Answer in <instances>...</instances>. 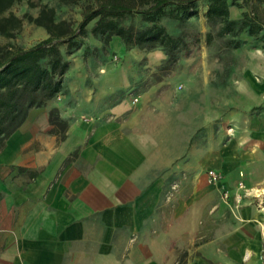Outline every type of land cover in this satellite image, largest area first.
Returning <instances> with one entry per match:
<instances>
[{
    "label": "crops",
    "instance_id": "obj_1",
    "mask_svg": "<svg viewBox=\"0 0 264 264\" xmlns=\"http://www.w3.org/2000/svg\"><path fill=\"white\" fill-rule=\"evenodd\" d=\"M70 62L57 97L2 139L0 264H262L264 205L245 192L264 202V79L213 104L189 71L183 89L134 91L108 70L65 86Z\"/></svg>",
    "mask_w": 264,
    "mask_h": 264
},
{
    "label": "rangeland",
    "instance_id": "obj_2",
    "mask_svg": "<svg viewBox=\"0 0 264 264\" xmlns=\"http://www.w3.org/2000/svg\"><path fill=\"white\" fill-rule=\"evenodd\" d=\"M227 1L237 7L232 16L230 15V19L238 21L234 30L227 34H219L222 24L218 20L206 17L207 7L204 1L198 6V14L188 20L162 17L159 23L168 33L181 39L178 49L168 59L164 48L158 45L152 47L145 44L127 49L122 43L121 46L119 45L117 39H114L116 37H112L109 43H106L104 38L94 37L90 33V29L95 24L93 20L87 26L84 44L88 47L85 50L82 47L67 54L71 51V43H63L59 46L64 57L72 61L73 65L65 86L76 85L78 72L108 70L114 73L116 83H123L134 91L149 87H156L159 90L174 87L183 89L184 83L179 82V79L181 80V76L187 77L184 74L189 71L191 84L199 92H202L206 84L208 91L211 92L213 104L223 101L239 102L235 96V86L239 81L245 83L249 72L260 80L264 79V0ZM88 4L87 0H79L76 3L71 0H22L14 3L6 14H13L20 19L21 24L13 37L0 35V47L13 45L26 49L47 38L48 33L40 23L50 10L53 11L51 16L54 22L59 24L64 32L76 33ZM237 12H242V16L254 15L261 21V31L253 35L249 34L248 28L241 27L242 18L236 19ZM41 15L42 18H39ZM133 24L138 27L144 25L138 18ZM81 37L79 35L77 40ZM91 57L104 60V68L95 69L89 62ZM131 100L135 102L137 98ZM234 108V105H229L228 110H213V126L225 122L226 115ZM259 109L260 107H255L250 113H256ZM50 113L56 129L62 131L64 125L58 113L54 111ZM1 143L2 139L0 145ZM184 257L185 255L180 256L181 264ZM261 262L264 264L262 260Z\"/></svg>",
    "mask_w": 264,
    "mask_h": 264
},
{
    "label": "trees",
    "instance_id": "obj_3",
    "mask_svg": "<svg viewBox=\"0 0 264 264\" xmlns=\"http://www.w3.org/2000/svg\"><path fill=\"white\" fill-rule=\"evenodd\" d=\"M20 1L0 0L1 36L13 37L20 26L19 18L6 14L14 3ZM71 1L76 3L79 0ZM87 1L89 4L85 7L76 33L64 32L54 22L51 16L53 11L50 10L40 23L48 33L47 38L26 49L13 45L0 47V140L20 125L29 109L45 105L61 90L62 77L70 61L64 57L59 46L71 43L72 52L67 54L82 47L85 50L88 47L84 44L87 26L93 20L95 24L90 33L94 37L104 38L106 43L112 37H117L127 49L145 44L152 47L158 45L164 48L167 59L174 55L181 39L168 33L159 23L162 17L188 20L198 14V6L204 1L206 17L222 24L219 34L232 32L238 23L230 19L229 5L232 2L228 3L227 0ZM136 18L144 25L135 26L133 21ZM241 27L248 28V33L253 35L261 31L262 24L254 15L243 14ZM79 35L82 37L77 40Z\"/></svg>",
    "mask_w": 264,
    "mask_h": 264
},
{
    "label": "built area",
    "instance_id": "obj_4",
    "mask_svg": "<svg viewBox=\"0 0 264 264\" xmlns=\"http://www.w3.org/2000/svg\"><path fill=\"white\" fill-rule=\"evenodd\" d=\"M208 174H209V176L211 177V178H217V175L212 171V170H210V171H208ZM240 187H242V185L240 184ZM245 194L246 195H253V196H255L257 199H258V203L259 204H263V201H262V198L260 197V195L256 192V191H254V190H249V191H246L245 192ZM223 198L225 199V200H227L228 198H229V195L226 193V192H224V194H223ZM240 198V197H239ZM237 199V202L240 200V199ZM262 232H263V234H264V224H263V226H262ZM261 260L263 261V263H264V243H263V248H262V252H261Z\"/></svg>",
    "mask_w": 264,
    "mask_h": 264
}]
</instances>
